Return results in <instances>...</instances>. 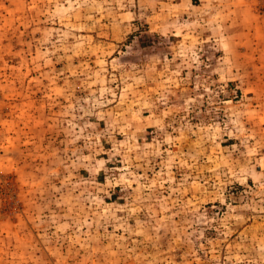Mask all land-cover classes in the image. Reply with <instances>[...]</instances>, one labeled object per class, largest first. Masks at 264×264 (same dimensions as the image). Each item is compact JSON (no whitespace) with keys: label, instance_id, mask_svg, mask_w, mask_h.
Returning <instances> with one entry per match:
<instances>
[{"label":"rangeland","instance_id":"1","mask_svg":"<svg viewBox=\"0 0 264 264\" xmlns=\"http://www.w3.org/2000/svg\"><path fill=\"white\" fill-rule=\"evenodd\" d=\"M0 264H264V0H0Z\"/></svg>","mask_w":264,"mask_h":264}]
</instances>
